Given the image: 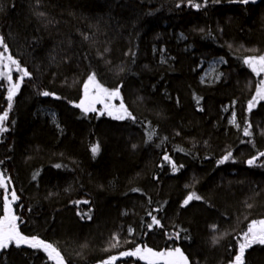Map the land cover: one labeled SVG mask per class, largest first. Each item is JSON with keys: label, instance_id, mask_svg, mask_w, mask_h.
<instances>
[{"label": "trees", "instance_id": "1", "mask_svg": "<svg viewBox=\"0 0 264 264\" xmlns=\"http://www.w3.org/2000/svg\"><path fill=\"white\" fill-rule=\"evenodd\" d=\"M0 36L30 73L11 109L0 81V218L14 190L19 231L53 244L66 264H148L120 255L137 247L232 264L264 219V102L249 110L244 63L245 50L264 53V0H0ZM217 57L223 80L203 84V61ZM92 74L119 89L105 97L112 115L77 106ZM234 103L238 128L224 112ZM193 193L202 199L184 205ZM0 264L53 263L12 245ZM244 264H264V245L247 248Z\"/></svg>", "mask_w": 264, "mask_h": 264}, {"label": "snow or ice", "instance_id": "2", "mask_svg": "<svg viewBox=\"0 0 264 264\" xmlns=\"http://www.w3.org/2000/svg\"><path fill=\"white\" fill-rule=\"evenodd\" d=\"M214 2H218V0H214ZM241 3L247 4L249 0H240ZM204 3H207V0H204ZM196 8H200L201 4H194L193 5ZM43 15V13H41ZM0 47L3 48V51H0V63H3V61L6 59L10 62L11 65L16 66V70L18 72H21L22 75L19 77L20 82H23L24 77L30 76V73H28L27 69H21L19 62L13 59L11 55L5 56V53L8 52V45L5 43V39L3 36H0ZM244 63L248 64L249 67L252 68L254 72H256L257 75L264 72V55H260L258 57L252 56L249 57L244 61ZM5 67L8 68L7 73L0 72V77L7 76V79L9 81L12 80L11 75V67L8 65H5ZM93 86L97 90V95L92 98V103L88 106H85V101H81L78 107H82L83 110L87 112H94L96 111V108L94 106L95 103H104L105 97L107 98H114L118 97L120 95L119 89H116L114 91H109L108 89L104 88L102 85H99L96 81L95 74H92L88 78V83L85 84V97L88 98V90L89 86ZM20 83H15L12 85V88L9 90L8 93V100H9V109H11V100L15 93L19 90ZM43 95L47 96L50 95L48 92H44ZM256 96L264 100V81H261V87L257 90ZM249 110H251L254 107V102H249ZM105 108H108V105L105 104ZM121 109H124L123 103L120 105ZM126 112V109L124 110ZM103 114V113H101ZM109 115H112V112H109ZM129 117L131 116L130 113L127 114ZM8 112H4L2 116H0V132L7 131L6 128L2 126V122L7 118ZM117 119H124V115L116 116ZM134 119V117H132ZM233 123H235V118H233ZM239 126V125H237ZM244 134L246 136L252 135V133L248 130V128L244 129ZM91 151L93 154H97L99 152V145L97 144L94 146ZM231 152H229L221 161L220 163H224L231 157ZM259 156H264V152H261ZM259 157H254L253 159L248 160L249 165L255 164L256 160ZM165 159H169L168 157H165ZM59 167V165H57ZM173 170H178L175 167V164H173ZM0 187L7 188V183L5 181V178L2 173H0ZM5 201L7 203L4 207L5 215L2 220H0V251H4L8 249L10 246L15 245L16 247H20L21 245H28L31 248L34 249H43L49 256L50 259L56 261V264H65L64 257L61 255V252L58 248H56L53 244L47 243L44 240L39 239L36 236H25L23 235L17 226V220H19V217L15 215L14 209L12 208V204L18 200V196L16 195L15 191L13 190L11 192V200H8V197H4ZM193 199L200 200L202 199L200 196L196 195L195 193L189 195L185 201L184 205H187L190 201ZM90 218V217H89ZM153 223L159 224V220L156 219V217H152ZM256 224L261 225V228L257 231ZM151 227V225H149ZM215 227V226H213ZM176 238H179V233L176 234ZM115 243L112 245L113 247H116L119 245V238L114 237ZM218 242V241H216ZM262 244L264 245V220L253 222V224L248 228V231L244 234V242L240 244L239 246V254L235 256L234 261L232 264H244V254L245 250L247 248H250L253 244ZM121 256H139L141 259L147 260L148 264H189L188 257L184 255V253L181 251V249L176 248L174 250H168V251H161L156 252L153 251L151 248H145L141 249L137 247L134 251L124 252L120 254ZM117 259V257L113 256L110 258V261H105L104 264H112Z\"/></svg>", "mask_w": 264, "mask_h": 264}, {"label": "rangeland", "instance_id": "3", "mask_svg": "<svg viewBox=\"0 0 264 264\" xmlns=\"http://www.w3.org/2000/svg\"><path fill=\"white\" fill-rule=\"evenodd\" d=\"M245 51H246V54L248 55L247 59L249 57H252V56L258 57L260 55H264V53L253 54V53L249 52L250 50H245ZM251 51H254V50L251 49ZM5 65H8L12 69V71H11L12 80L9 81L7 79V76H3V77H0V81H3L4 83H6L8 92L12 88V85L15 83H20V87H19V90H20L23 82L22 83L20 82L19 77L22 75V73L18 72L16 70L15 65H11L10 62L6 59L3 61V63H0V72L7 73L8 68L5 67ZM226 65H227L226 60L224 58H221V57L212 58L210 60L203 61L202 65H201V68H202L201 82L203 84H206V85H212V84H216V83L221 82L223 80V77H224V72L222 71V69ZM251 70H252V68H251ZM14 73H15V75H14ZM253 74H254V77L250 81V87H251V91L254 92L253 101H252V102H254L253 108H256L257 105L264 102V100H261L256 96L257 90L261 87V81H264V72L257 75L256 72L253 71ZM19 90L15 93L13 98L18 94ZM96 95H97V90L93 86H89L88 98L84 99L87 106L92 103V98L95 97ZM105 104L108 105V108H105ZM111 104L112 103H110V101L107 98H105L104 103H95L94 106H97L99 108H105L107 110V112L108 111L111 112V109L113 108V106ZM235 108H236V103L227 106L224 112L230 114L229 121H228L229 124L235 128H238V126H237L238 125L237 115H236V112L234 111ZM233 118H235V123H233ZM2 219H3V217L0 218V220H2ZM262 220H264V219H262ZM260 228H261V225L257 224L256 225L257 231ZM243 242H244V237L242 238L241 243H243ZM38 250H41L42 252H44L48 256V254L43 249H38ZM48 258H49V256H48ZM50 261L53 264H56V261H54L52 259H50ZM65 264H66V262H65Z\"/></svg>", "mask_w": 264, "mask_h": 264}, {"label": "water", "instance_id": "4", "mask_svg": "<svg viewBox=\"0 0 264 264\" xmlns=\"http://www.w3.org/2000/svg\"><path fill=\"white\" fill-rule=\"evenodd\" d=\"M263 0H249V2L247 4H254V5H258L262 2ZM244 4V3H243ZM245 5V4H244ZM27 245H21V247H25Z\"/></svg>", "mask_w": 264, "mask_h": 264}]
</instances>
